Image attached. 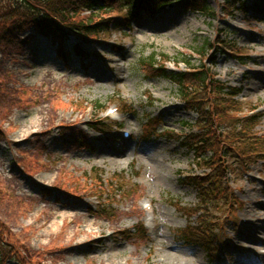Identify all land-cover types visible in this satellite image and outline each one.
I'll list each match as a JSON object with an SVG mask.
<instances>
[{"label": "rangeland", "instance_id": "374dc122", "mask_svg": "<svg viewBox=\"0 0 264 264\" xmlns=\"http://www.w3.org/2000/svg\"><path fill=\"white\" fill-rule=\"evenodd\" d=\"M242 1L243 9L226 10V0H194L207 5L203 13L173 1L129 25L122 19L128 17L124 6L110 1L93 16L79 13L82 23L104 21L95 39L71 36L64 42L30 29L0 43V249L16 254L5 264H64L60 254H69L67 264L264 262V1ZM74 45L86 54H75ZM165 56L168 71L184 70L186 59L221 83L241 87L240 104L230 115L238 122L250 117L243 124L249 122L246 135L235 142L244 155L226 149L215 159L212 167H227L217 204L204 203V189L188 184L217 168L198 164L195 148L187 147L197 142L193 132L200 133L193 127L197 113L178 98L177 85L155 70ZM46 67L56 79L40 78L37 71ZM43 106L48 112L40 127L48 133L33 126L23 135L20 128ZM104 117L107 123L99 126L105 134L90 129L93 119ZM124 130L131 137L122 140ZM45 206L102 212L86 218L102 232L94 227L96 237L80 235L77 243L59 246L55 234L42 236L53 221L38 212ZM199 217L212 231L180 240L179 232ZM124 228L130 236L117 233Z\"/></svg>", "mask_w": 264, "mask_h": 264}, {"label": "trees", "instance_id": "16d2710c", "mask_svg": "<svg viewBox=\"0 0 264 264\" xmlns=\"http://www.w3.org/2000/svg\"><path fill=\"white\" fill-rule=\"evenodd\" d=\"M110 1L126 6L132 15L136 13L140 3L145 4V0H0V43H9L32 27L42 35H51L53 37H66L71 32L81 34L84 31V34H86L89 28H99L103 22L97 21L91 24L89 19V21L85 22L88 24L82 23L78 19L80 11H89V16H93L95 13L103 11ZM193 1L182 0V3L187 9H199L203 12L207 8L204 3L200 7L197 4L195 5ZM231 1L230 4L233 6L236 1ZM166 2L168 0H162L158 7ZM88 35L95 37L96 33L90 31ZM155 54L153 53L149 57L150 64L148 67L150 69L155 65L154 61L157 57V54ZM167 60L168 58L165 56L162 61L163 64H157L155 70L158 71L159 76L169 78L177 85L178 96L188 103L190 109L198 114L196 128L200 133L194 134V138L197 137V142L196 144L195 142L193 143L194 152H196L198 157V164L202 163L204 168L212 167L215 159L222 157L226 149L230 152L234 149L238 157L244 155L239 153L238 148H235V142L246 135L249 122L245 123L246 127H243V124L245 120L250 121V117L238 122V117L230 115L237 110L236 106L240 104L239 101L234 99L239 91L235 88L226 87L219 80L214 79V75L208 68L193 67L186 59L181 61H184L188 67L187 70L168 71L164 68ZM210 88L214 94L212 97L205 98L203 91ZM221 124H226L223 126H227L228 130L225 131ZM220 127L226 132L225 135L219 131ZM225 139H230V142H226ZM244 142L248 143L245 139L241 140V143ZM197 149L198 151H196ZM209 150L212 153L209 157H206L205 153L209 152ZM221 164V169L214 165L217 169L212 174L210 171L208 173L204 172L202 175L190 178L188 182V184H196L198 188L204 189V197H201L204 203L217 204L218 199L222 196L217 192L219 190L218 187L222 186V178L227 167L223 162ZM195 178L199 179V181L195 180ZM210 231L212 230L208 229L203 224L202 218L199 217L195 226L189 224L179 232L180 240L188 242L187 240L190 237L194 238L196 235L205 237ZM200 244H206V241H202ZM4 253L5 251L2 253V249H0V256ZM5 254L6 257L4 259L0 257V264H5L4 262L7 259L16 255L10 249Z\"/></svg>", "mask_w": 264, "mask_h": 264}, {"label": "bare ground", "instance_id": "6f19581e", "mask_svg": "<svg viewBox=\"0 0 264 264\" xmlns=\"http://www.w3.org/2000/svg\"><path fill=\"white\" fill-rule=\"evenodd\" d=\"M37 72L40 75L41 79H48V80L49 79L53 80L55 78L54 74H57L53 70H50V67H46L45 69H42L41 71H37ZM23 74H25V73H23ZM27 74H28V72H27ZM82 82L86 83L85 80H83ZM68 102H70V101H68ZM47 112H48V110H47V107H45V106L38 108L36 114L33 115L27 123H25L26 124L25 129L20 128V131L23 133V135L29 133L33 126H37L38 129L39 128L42 129L41 132L48 133L49 130L47 127H44V128L40 127V126H43V123H44L45 118L47 116L46 115ZM80 119H81L80 117L76 118V119H74L73 123H68V125L77 124ZM96 120L97 119H93V121H96ZM21 127H23V126L21 125ZM20 131L18 133H20ZM18 136H21V135L18 134L17 137ZM49 139L52 141H55L54 137H50ZM49 147H51L50 144H49ZM114 149L117 152H119L118 149H116V148H114ZM46 153L52 154V150H47ZM49 182H51V181L49 180ZM41 188L48 189L47 187L44 188V186H41ZM45 194L46 193L42 192L43 197H45ZM47 208H49V207L45 206V207H38L37 208L38 212H40V214H41V212H44L46 214V216H48V218H53V221L49 225H47V227L45 229L42 230V236L49 238L52 234H55V236H57V237H55V236L54 237L58 238L57 244L58 245L60 244L59 246H62V245L63 246H69L71 244L77 243V237L80 235L85 236V238L86 237L89 238V237H96L98 232H99V236H100V233L102 232V227H100L96 221H92V220L89 221L88 219H86L87 216H89L90 214L93 215V213L95 215H98V216L99 215L104 216L102 213H98V212H94V211H92L93 213H82V212L74 211V210L72 212L56 211V210H54V209L52 210L50 208H49L50 212H48L46 210ZM34 216H35V214L32 216L31 221L35 220ZM108 217H110V216H108ZM57 218H59V220H61V222L60 221H59V223L56 222L55 220ZM112 218L113 217L109 218V220H112ZM70 223L74 224L73 228L69 227ZM94 227L96 229H98L99 231L98 232L94 231L93 230ZM108 228H111V225L108 226ZM112 230H114V229H112ZM115 230H117V229H115ZM117 233H119V235H122V236H130V234H128V232L125 230V228L123 230L118 231ZM60 235H61V238H60ZM102 237H104V236H102ZM52 240H53V238H52ZM52 240L50 241L49 245L52 244ZM62 242H63V244H62ZM47 246H48V244H47ZM60 256H61V258H63L64 264H67L68 262H70L69 260L71 259V257L69 256V254H65V255L60 254Z\"/></svg>", "mask_w": 264, "mask_h": 264}]
</instances>
